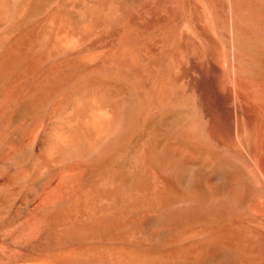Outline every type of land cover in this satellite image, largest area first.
<instances>
[{"label":"bare ground","instance_id":"obj_1","mask_svg":"<svg viewBox=\"0 0 264 264\" xmlns=\"http://www.w3.org/2000/svg\"><path fill=\"white\" fill-rule=\"evenodd\" d=\"M37 1L0 0V264H264V0Z\"/></svg>","mask_w":264,"mask_h":264},{"label":"rangeland","instance_id":"obj_2","mask_svg":"<svg viewBox=\"0 0 264 264\" xmlns=\"http://www.w3.org/2000/svg\"><path fill=\"white\" fill-rule=\"evenodd\" d=\"M51 0H41L40 2L37 1V3L35 5V8H33V10L31 9L27 14H36L37 12H39L41 10V8L43 9V5L50 2ZM42 6V7H41ZM40 9V10H39ZM33 12V13H32ZM27 17H30L28 16Z\"/></svg>","mask_w":264,"mask_h":264}]
</instances>
